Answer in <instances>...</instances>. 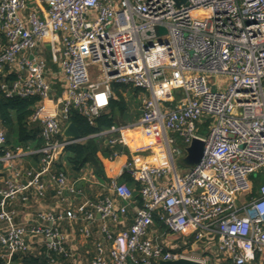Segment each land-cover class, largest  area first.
<instances>
[{
    "label": "built area",
    "instance_id": "1",
    "mask_svg": "<svg viewBox=\"0 0 264 264\" xmlns=\"http://www.w3.org/2000/svg\"><path fill=\"white\" fill-rule=\"evenodd\" d=\"M113 84L142 91L139 118L64 138L70 110L93 124L108 108ZM173 90L183 91L181 101ZM0 92L37 98L30 120L43 139L40 148L0 154L7 172L0 187L4 264L29 252L34 240L70 257L56 223L80 221L88 238L96 214L109 249L96 242L91 264H264V179L255 197L249 179L264 172V0H0ZM207 121L203 137L198 125ZM130 132L148 141L137 152L126 150ZM95 137L111 148L108 160L127 154L105 186L113 197L17 224L9 202L27 201L28 190L42 198L44 176L61 202L78 193L53 165L67 146ZM177 138L185 151L194 139L203 143L198 163L183 175L175 166L174 152L182 156L173 148ZM5 142L0 128V145ZM158 148L164 165L141 164V152ZM33 155L39 166L26 169L23 162ZM122 174L139 183L137 194L120 181ZM129 210V226L111 229Z\"/></svg>",
    "mask_w": 264,
    "mask_h": 264
},
{
    "label": "trees",
    "instance_id": "2",
    "mask_svg": "<svg viewBox=\"0 0 264 264\" xmlns=\"http://www.w3.org/2000/svg\"><path fill=\"white\" fill-rule=\"evenodd\" d=\"M113 98L109 102L107 110L95 118L93 124H89L86 118L76 109H71L68 123H73L80 137H88L98 132L109 129L112 126L126 124L127 120H134L140 114L139 89H134L124 85H114ZM119 91L128 94V101L121 96ZM116 93V94H115ZM37 98H5L0 92V128L5 132L6 142L0 148V154L6 148L21 147L24 150L40 148L43 139L39 136L40 127L30 120L35 109ZM102 138H88L81 143H75L65 148L64 155L53 165L54 172L63 170L71 179L77 178L81 171L92 169L93 174L101 179L104 177L103 163L108 161L110 148L104 143ZM39 155L27 157L23 162V167H38ZM6 170L0 163V179L6 176ZM120 181L134 188L135 194L139 188V183L127 174H122ZM23 263L37 264L38 260L27 257H20Z\"/></svg>",
    "mask_w": 264,
    "mask_h": 264
},
{
    "label": "crops",
    "instance_id": "3",
    "mask_svg": "<svg viewBox=\"0 0 264 264\" xmlns=\"http://www.w3.org/2000/svg\"><path fill=\"white\" fill-rule=\"evenodd\" d=\"M49 67L51 69V66ZM56 88L59 92V86H56ZM138 118L139 116L135 120H137ZM135 137L142 138L139 132H132L130 134H127L126 136L128 147L126 148V150H128L130 153L137 152L135 150L140 147H134L130 144V141L132 143ZM103 140L105 141V139ZM104 143L107 145L106 141ZM125 155L127 154L124 153L114 160H105L104 162H102L104 177L101 179L97 178L90 168L81 171V174L75 179H71L68 176V178L72 182H74L76 188L78 189V193L75 195L67 196L65 202H61L60 199L55 195L54 182L50 181L47 176H44L43 180L48 185V189L42 198L37 197L34 194L33 190H28L25 193V195L28 197L27 201H24L21 199V197H18L9 202L7 209L14 211V219L17 224L29 226L36 223L37 215L40 212L53 210H56L57 212H64L67 209L76 208L77 205L85 200L95 201L105 195H110L111 197H113V195L109 194L108 191H106L105 186L108 184L111 176H113L117 172L119 167L126 160ZM139 156L141 157V164L145 163L149 165H164L166 162L162 155V151H158L157 149L153 150V152L143 151L139 154ZM184 165L186 167V172L191 166L185 163ZM3 185L4 177L0 179V187H2ZM120 203L122 204V202L118 200L117 204ZM132 217L133 213L131 210H129L127 216L120 219L119 224L115 225L114 227L111 226L110 228L113 230H121L123 228H126L129 226ZM121 222H123L124 224H122ZM102 223L103 221L101 217L96 214L94 220L88 225L91 234L90 237L87 238L81 233L83 225L80 221L64 220L62 222H57L56 225L67 235L68 241L66 244V248L70 253V257H63L61 255L48 252L46 247L39 240H34L29 252L15 255L11 260V264H26L22 262L20 257H27V259H36L38 260L37 264H91V260L94 256V246L96 242H101L106 250L109 249V242L106 240L105 235L101 230ZM3 226L4 224L0 223V227ZM2 254L3 248L0 245V264H4L1 257Z\"/></svg>",
    "mask_w": 264,
    "mask_h": 264
},
{
    "label": "rangeland",
    "instance_id": "4",
    "mask_svg": "<svg viewBox=\"0 0 264 264\" xmlns=\"http://www.w3.org/2000/svg\"><path fill=\"white\" fill-rule=\"evenodd\" d=\"M47 52H49V49L47 50ZM48 64H49V66H51V69L54 72L57 71V66L52 65V63H51L50 60L48 61ZM93 72H94V75H96V76L99 74V70H97V69H94ZM57 84H60V83L57 82ZM114 85H116V84H113L112 85V90H114L113 89ZM119 93L125 99V101H128V98H127L129 96L128 94L126 95L127 96L126 97L124 92L119 91ZM171 96L173 97V99L175 101H178L179 102V101H181L183 99L184 94H183V91L182 90H173V91H171ZM133 121H135V119L134 120L133 119L132 120H127L125 123L128 124V123H132ZM209 126H210V121H207L206 123H203V124H199L198 125L199 134H201V136H203V137H206L208 135V133H209ZM133 146L134 147H137L135 145H133ZM173 148L174 149H176V148L177 149H180L181 152H182V156L181 157H177L176 153L174 152V158H175V166H176L177 170L179 171V173L181 175H183L184 172H185V170H186V167H185V165L183 163V160L186 157V154H185V144L183 143V141H181L180 139L177 138V141L173 145ZM69 177H70V175H69ZM70 178H72V177H70ZM249 179L253 182L252 197H255L257 195L256 194V191H257V189L259 188V185L261 184V182L264 179V172L263 171L262 172H258L253 177L251 176Z\"/></svg>",
    "mask_w": 264,
    "mask_h": 264
},
{
    "label": "water",
    "instance_id": "5",
    "mask_svg": "<svg viewBox=\"0 0 264 264\" xmlns=\"http://www.w3.org/2000/svg\"><path fill=\"white\" fill-rule=\"evenodd\" d=\"M158 33H165V30L161 27L156 28ZM62 136L67 139H78L80 134L78 129L73 123H69L63 130ZM3 145H0V148ZM203 149V143L200 140L194 139L191 144L186 148V157L184 163L187 165H194L198 163ZM157 264H201L200 262L188 260V259H178L173 261H159Z\"/></svg>",
    "mask_w": 264,
    "mask_h": 264
},
{
    "label": "bare ground",
    "instance_id": "6",
    "mask_svg": "<svg viewBox=\"0 0 264 264\" xmlns=\"http://www.w3.org/2000/svg\"><path fill=\"white\" fill-rule=\"evenodd\" d=\"M130 133H132V132H130ZM130 133H129V134H130ZM129 136H130V135H129ZM145 143H148V141H146V140H144V139H142V138H138V137H137V138L135 137V139L133 140L132 143H131V141H130V144H131V145H135V146H137V147H138V146H142V145L145 144ZM157 150L159 151V150H161V148H158Z\"/></svg>",
    "mask_w": 264,
    "mask_h": 264
}]
</instances>
